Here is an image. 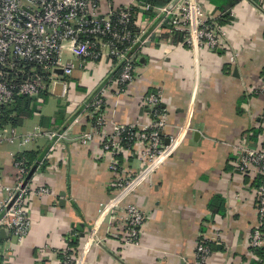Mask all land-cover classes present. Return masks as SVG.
I'll list each match as a JSON object with an SVG mask.
<instances>
[{
    "label": "crops",
    "instance_id": "1",
    "mask_svg": "<svg viewBox=\"0 0 264 264\" xmlns=\"http://www.w3.org/2000/svg\"><path fill=\"white\" fill-rule=\"evenodd\" d=\"M117 1L140 2L145 8H138L139 21L156 25L158 8L169 0ZM197 3L223 25L225 46L213 51L187 44L181 35L153 34L126 92L106 96L103 131L148 123L152 117L142 99L157 90L167 116L162 156L141 168L136 156L118 155L122 170L138 172L121 192L112 184L111 156L99 138L80 141L96 119L83 107L106 80L114 62L107 56L79 66L64 55L76 62L70 76L56 72L65 94L61 84L55 92L48 85L32 115L1 122L0 201L4 186L16 180L20 155L29 163L31 187L48 193L28 200L31 223L22 242L0 227V264H63L66 248L74 254L72 264H188L202 238L211 248L208 264H264V248L248 245L258 220L259 175L235 166L240 144L264 148V134H254L264 116V0ZM154 27L149 22L146 33ZM12 129L16 136L9 141ZM131 204L145 214L136 243L124 240L119 219Z\"/></svg>",
    "mask_w": 264,
    "mask_h": 264
},
{
    "label": "built area",
    "instance_id": "2",
    "mask_svg": "<svg viewBox=\"0 0 264 264\" xmlns=\"http://www.w3.org/2000/svg\"><path fill=\"white\" fill-rule=\"evenodd\" d=\"M103 2H106V7ZM139 3L121 4L117 0H0V121L4 106L15 96H37L48 85H51V90L54 87L55 92L56 84L62 85V94H65V82H60L54 73L61 70L70 76L76 68V62L71 59L60 66L65 50L78 60L79 66L87 61L97 63L104 56L114 61L106 80L82 106L84 113L95 114L96 119L92 130L81 134L80 141L99 138L103 151L111 156L112 184L117 193L129 187L138 174L126 168L122 170L118 155L136 156L141 168L148 167L162 156L168 149L162 134L167 116L163 109L158 108L161 93L157 90L142 99L152 117L148 123L119 124L110 131H103L106 124L103 110L108 93L113 90L120 96L126 92L135 80L139 54L153 34L167 32L173 36L180 33L185 43L198 44L207 50L215 51L225 46L223 25L214 17L206 16L197 0H169L158 8L156 25L150 19L139 21L138 8H145ZM149 22L155 27L146 33ZM27 66H39L48 68L47 72L50 69L54 72L49 73V81L46 82L34 67L26 70ZM262 126L264 128V116ZM3 136L0 129V142ZM15 136L12 129L7 139L13 141ZM49 136L59 139L64 133L51 132ZM235 154L238 171H254L262 178V183L255 188L258 220L248 245L252 249L264 248V148L240 144ZM15 164L16 180L4 186L5 196L0 201V227L9 229L13 238L22 242L31 223L28 200L36 194L48 193V189H33L26 177L25 162L16 160ZM119 219L124 240L136 243L145 214L131 204ZM67 251L68 248L64 250L63 264H72L73 258ZM210 254L211 248L202 238L197 241L194 256L188 264H208Z\"/></svg>",
    "mask_w": 264,
    "mask_h": 264
},
{
    "label": "trees",
    "instance_id": "3",
    "mask_svg": "<svg viewBox=\"0 0 264 264\" xmlns=\"http://www.w3.org/2000/svg\"><path fill=\"white\" fill-rule=\"evenodd\" d=\"M142 1L147 2L149 4L151 3V5H154L156 3L157 4H162V3L166 2L167 0H142ZM179 35H181V34L180 33L175 34L176 39L180 38ZM30 67H34L35 68V72L38 75H40L41 77H43L44 81H46V82L49 81L48 77H47L49 75V72L43 71V69L41 67H39V66H27L26 70H29ZM46 91H47V89L44 88V89H42L39 92V94L37 96H31V97H29V96H15L12 102H10L8 105L4 106L3 112H2L1 121H0V125H1V122L2 123L3 122L4 123H7V122L15 123V122H17L18 120H20L24 116L32 115V113L35 111L36 98H39L42 95L45 96L46 95ZM158 108L162 109L161 104L158 105ZM263 132H264L263 126H259L258 129H255V133L254 134H257L256 136H258V134H262ZM16 159L17 160H23L25 162V166L28 167L29 163H28L26 157H24L23 155L22 156L20 155ZM261 183H262V178L259 175L256 187L258 185H260ZM74 245H76V242L73 243V246ZM73 252H74V250H73ZM71 256H72V258H74V254L73 253H71Z\"/></svg>",
    "mask_w": 264,
    "mask_h": 264
},
{
    "label": "rangeland",
    "instance_id": "4",
    "mask_svg": "<svg viewBox=\"0 0 264 264\" xmlns=\"http://www.w3.org/2000/svg\"><path fill=\"white\" fill-rule=\"evenodd\" d=\"M64 55L67 56V58L70 57L71 59H74V57H73L72 55H70V54H67V53H66V54H63L62 57H61V63H60V66L63 65V64L65 63V61H66ZM33 69H34V71H35V68H33ZM42 69H43V71H45V72L48 70V68H42ZM57 71H58V70H57ZM57 71H56V72H57ZM48 72H49L50 74H52L54 71H53L52 69H50ZM56 72H54V73H56ZM58 72L60 73V71H58ZM56 76H58L57 73H56ZM52 78H54V76H53ZM53 101H54V99H51V98L49 99V103H53ZM54 103H55V102H54Z\"/></svg>",
    "mask_w": 264,
    "mask_h": 264
},
{
    "label": "water",
    "instance_id": "5",
    "mask_svg": "<svg viewBox=\"0 0 264 264\" xmlns=\"http://www.w3.org/2000/svg\"><path fill=\"white\" fill-rule=\"evenodd\" d=\"M166 142H167V140H166Z\"/></svg>",
    "mask_w": 264,
    "mask_h": 264
}]
</instances>
